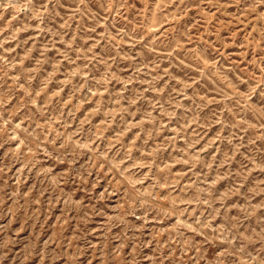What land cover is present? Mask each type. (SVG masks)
<instances>
[{"label":"rangeland","instance_id":"obj_1","mask_svg":"<svg viewBox=\"0 0 264 264\" xmlns=\"http://www.w3.org/2000/svg\"><path fill=\"white\" fill-rule=\"evenodd\" d=\"M0 264H264V0H0Z\"/></svg>","mask_w":264,"mask_h":264}]
</instances>
